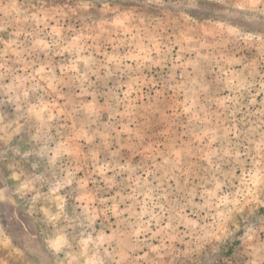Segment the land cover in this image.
Here are the masks:
<instances>
[{"label": "rangeland", "instance_id": "rangeland-1", "mask_svg": "<svg viewBox=\"0 0 264 264\" xmlns=\"http://www.w3.org/2000/svg\"><path fill=\"white\" fill-rule=\"evenodd\" d=\"M254 1L0 0V264H264Z\"/></svg>", "mask_w": 264, "mask_h": 264}, {"label": "crops", "instance_id": "crops-1", "mask_svg": "<svg viewBox=\"0 0 264 264\" xmlns=\"http://www.w3.org/2000/svg\"><path fill=\"white\" fill-rule=\"evenodd\" d=\"M210 1V0H209ZM257 5V6H256ZM255 7H257V9H261V10H264V0H255L252 4H251V6H250V8H248L249 9V11H251V13H250V16H251V19H253V21H255V22H257V19H258V17L259 18H261V17H264V12H256L257 11V9L255 8ZM236 9H239V8H236ZM241 11H243V10H241ZM237 12V11H236ZM243 13H245L244 11H243ZM237 14H239V12H237ZM207 18H209V19H211L212 20V17L211 16H208ZM226 20V19H225ZM228 20V19H227ZM225 21V23L226 24H228L227 22L228 21ZM235 22H236V20H235ZM236 24H238V23H236ZM236 27H238V29H239V27H240V25H237ZM263 34V33H262ZM264 35V34H263Z\"/></svg>", "mask_w": 264, "mask_h": 264}]
</instances>
